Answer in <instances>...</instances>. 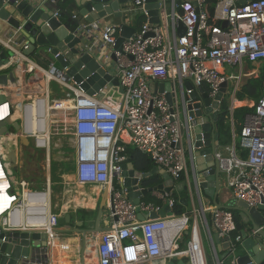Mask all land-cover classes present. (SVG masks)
<instances>
[{
	"label": "built area",
	"instance_id": "obj_1",
	"mask_svg": "<svg viewBox=\"0 0 264 264\" xmlns=\"http://www.w3.org/2000/svg\"><path fill=\"white\" fill-rule=\"evenodd\" d=\"M127 11H141L147 20L123 42L122 51L113 48L119 85L110 83L96 95L68 81L54 64H36L21 50L0 40L25 62L36 64L42 75L36 84L52 74L43 93L24 92L26 86L20 87L22 136L49 159L52 136H67L63 140L75 152V183L108 188L105 214H110L112 220L99 238V264H166L178 259L189 264H209L208 254L213 264H225L228 258L220 256L211 226L225 245L223 250L232 253L243 241L232 210L213 207L210 218L204 208L176 213L175 188L152 192L160 202L144 197L134 204L125 189L120 191L119 184L124 181L122 164L130 156L129 146L147 154L176 182L183 180L188 166L181 127L190 118L180 98L184 100L193 90L185 87L186 81L192 80L195 88L205 87L212 98L228 83L230 113L243 101L237 98V92L246 79L261 77L264 84V0H217L213 15L206 9V0H185L178 7L174 4L170 20L165 15L162 24L149 21L144 0H135ZM55 15L59 17V12ZM178 19L186 27L182 36L177 34ZM225 21L228 25L224 26ZM99 28L97 22L80 23L78 30ZM120 31L121 25H106L100 36L102 43L114 47ZM257 62H261L260 68L246 67ZM155 82L172 83V104L166 98L167 90L155 91ZM53 83L61 87L64 95L54 96ZM14 105L9 104V115ZM251 107L255 111L246 116L238 136L246 156H238L234 145L218 157L236 199L253 207L264 206V89ZM52 119L60 129L51 130L48 120ZM0 146V160L10 182L6 192L11 199L0 213V233L43 230L54 239L60 216L53 210L50 178L42 188L34 187L36 182L27 179L17 180L4 166L1 137ZM167 206L170 211L164 216L139 218V212H160ZM205 231L211 242L210 252L205 246Z\"/></svg>",
	"mask_w": 264,
	"mask_h": 264
},
{
	"label": "water",
	"instance_id": "obj_2",
	"mask_svg": "<svg viewBox=\"0 0 264 264\" xmlns=\"http://www.w3.org/2000/svg\"><path fill=\"white\" fill-rule=\"evenodd\" d=\"M134 1L76 0V5L79 9V16L87 23H94L110 15L117 18L125 17L128 11L127 9L122 10V6ZM239 1L245 2V0ZM181 3L182 0H144V9L151 23L162 24L164 19L159 14L166 15L170 20L169 15L173 11L174 4L178 7ZM0 19L15 29V36L20 41H26L25 46L21 48L24 57L36 64L39 63L31 57L33 54L51 57L49 65L54 64L68 81L88 94H99L110 83L119 85V79L115 76V68L107 65L99 52L90 50L88 41L80 32L82 29L76 34L79 26L74 30L68 28L60 17L55 15V10L50 5L40 4V0H0ZM113 21L114 18H112ZM177 22V34L182 36L186 27L180 19ZM225 25H228L226 21ZM137 29V27L122 24L114 49L122 51L123 42ZM111 58L116 60L114 53ZM20 60L18 54L0 43V106L5 103L15 104L10 115L0 118V137L7 136V142H4L6 149L2 147L1 151L4 166L7 167L18 163L17 142L20 141L25 146L31 145L30 140L22 136L20 87L28 88L42 79L40 72L38 74L27 71L28 63L24 62L22 65ZM171 85V82H155L154 84L155 91H168L166 98L170 104L173 103ZM185 87L193 89L191 93L185 95L184 100L180 98L181 105L186 106L187 116L190 118L181 127V132L186 138L187 153L194 166L191 181L176 182L169 173L157 165H154L149 172H141L135 168L132 156H129L122 164L124 181L119 184L120 191L124 192L125 189L131 201L138 204L142 198L148 197L156 190L164 192L175 188L176 191L188 193L180 198L181 203L188 205L190 192L196 193L204 190L213 198L215 206L230 209L238 217L237 229L243 241L237 244L232 253L227 252L223 257H227L230 264H264V206L251 207L236 198L224 205L218 201L222 176L225 174L221 169V160L218 155L224 152L221 122L226 111L223 109V102L226 99L228 83L223 84L214 98L210 97L205 87L195 88L192 80L186 81ZM13 96L18 97L17 101H12ZM153 175H159L162 181L154 186H143L140 189L142 180ZM208 188L212 192H209ZM107 196L108 188L105 187L96 211L95 222L89 228L82 229L84 234L105 230L101 226V219L108 208ZM168 211L170 208L167 206L160 212L149 214L139 212L138 215L141 220L157 219ZM67 218L69 219L70 215ZM114 219L118 220V217L114 216ZM48 239V234L43 230L2 231L0 233V264H47L46 255L43 252L39 254V250L48 245ZM208 263L213 264L209 254ZM168 264H189V262L185 259H178L177 261L169 260Z\"/></svg>",
	"mask_w": 264,
	"mask_h": 264
},
{
	"label": "crops",
	"instance_id": "obj_3",
	"mask_svg": "<svg viewBox=\"0 0 264 264\" xmlns=\"http://www.w3.org/2000/svg\"><path fill=\"white\" fill-rule=\"evenodd\" d=\"M185 1V0H182ZM40 4H47L52 7V9L56 11L59 10V5L63 4L65 6V10L69 11L73 18L77 15L75 19L79 20L80 23H87L85 20L79 16V9L76 5V0H40ZM132 4L129 3L127 5L122 6V10H125L128 8V6ZM180 11V8L177 10ZM140 11H133L128 12L125 17L123 18H117L113 17L112 15L106 17L105 19L101 20L100 22H97L100 25L99 29H92V30H84L82 29L80 32H82L83 37L88 41V45L90 47L91 51H97L99 52L103 57L104 61L107 63V65L112 66L115 68V60H113L111 57L113 55V46L111 45H104L100 39L101 32L103 31L104 27L106 25L110 24H116V25H122V24H128L133 27H137V16L140 14ZM159 16H162L164 19V14H159ZM112 18H114V21L112 22ZM12 32V33H11ZM15 29H13L11 26H9L4 20L0 19V40L9 42L12 44V46L16 47V49L21 50L23 46H25L26 41H20L15 36ZM79 33V30L76 31V34ZM2 44V43H1ZM4 47H6L4 44H2ZM7 48V47H6ZM20 63L24 65L25 59L21 56ZM39 59V65L43 66L46 61H50L49 58L51 57H43L42 55H38L37 57ZM261 62H257L254 64H247L246 67L248 69H257L261 67ZM23 72V71H22ZM24 73V72H23ZM50 78H48L49 80ZM48 80L46 79V84L48 83ZM38 85V84H37ZM46 87V86H45ZM36 88V85H35ZM38 88H36L37 90ZM33 88L30 92L33 93ZM59 91V90H58ZM58 94V93H57ZM59 95V94H58ZM61 95V94H60ZM228 95V94H227ZM226 95V96H227ZM255 100L252 99H243L240 103L237 104V107L241 106H249L251 107ZM230 113V112H229ZM233 113L229 114L228 123L230 124V132L228 140L227 138L222 135L221 132V140L223 141V151L226 150L227 147H233L235 145V149L238 156H246V152L241 148L239 143V131H237L234 119H233ZM54 129H60V125L55 121V119H52ZM245 122V121H244ZM244 125V124H243ZM65 132V131H64ZM62 132V133H64ZM62 137V136H61ZM67 139L66 137H63ZM62 138V139H63ZM67 145V144H65ZM70 147V145H67ZM182 146L186 152L187 157V172L184 174L183 180L190 182L192 175L194 173V166L191 161V159L188 156L187 153V145H186V138L183 137L182 139ZM71 148V147H70ZM18 151V150H17ZM19 155V151H18ZM76 171V168H75ZM76 177L74 174L73 181L75 186H78L75 183ZM229 176L224 174L222 176L221 180V189L218 196V201L220 204H227V202L231 201L232 199H235V195L232 192V189L228 185ZM93 186V185H92ZM82 187V186H79ZM86 187V186H85ZM101 188V187H100ZM105 189V188H104ZM104 189L99 190L97 195H95L93 198H83L82 201H80L81 198L78 196L79 203H86V205L82 206V208H77L74 210H71L70 212H66V214H60L59 213V225L55 229V237L54 239L52 237H49L48 239V245L46 247H41L39 250V254L42 252L47 257V264H99V256L97 251V245L99 242V238L102 232L108 230L111 226V217L110 214H103L101 219V226L105 230L95 233H87L84 234L82 229L89 228L91 225L94 224L96 214H88L87 219H82V215L78 214L80 210H88V211H97V208L101 202V198L104 192ZM209 192H212L210 188H208ZM184 193H181L179 195V198H182L183 196L187 195L188 193L186 191H183ZM109 204V194L107 196V205ZM188 209L195 210L204 208L206 210V213L208 217L210 218V210L213 207H217L214 205L213 198L204 192V190L197 191L196 193L194 191L190 192V199L188 201L187 205ZM70 215V218L68 219L67 216ZM82 222V223H81ZM212 231V237L215 243V246L217 250L220 253V256L224 258L223 256L227 253L225 250V245L223 242L221 243V240L217 236V232L211 226ZM206 236V231H205ZM205 246L207 252L212 251L211 242L210 240L205 239ZM44 261V260H43ZM169 260L166 264H168ZM151 264H164V262H152ZM225 264H230L229 262Z\"/></svg>",
	"mask_w": 264,
	"mask_h": 264
},
{
	"label": "rangeland",
	"instance_id": "obj_4",
	"mask_svg": "<svg viewBox=\"0 0 264 264\" xmlns=\"http://www.w3.org/2000/svg\"><path fill=\"white\" fill-rule=\"evenodd\" d=\"M39 86H42L41 83L36 84V88ZM32 88L36 89L35 85L29 86L28 90ZM231 90L232 86L230 85L229 92ZM43 91L44 88L39 89V93H43ZM54 92L56 91L54 90ZM178 94L180 96L179 88ZM56 95L57 93L54 96ZM51 126H53V121H51ZM52 130L55 131L57 129L52 128ZM62 138L59 134L52 136L50 159L46 153L36 150L32 143L30 146H25L20 141L17 142V150L20 152L18 163L9 168L17 180L23 178L33 182H40L50 178L53 210L60 214H66V212L86 205V203H79L78 196L81 198L80 201L84 197L87 199L93 198L101 188L95 185L86 187L75 186L73 181L76 168L75 152L73 148L65 145ZM6 139V135H3L1 142L4 144Z\"/></svg>",
	"mask_w": 264,
	"mask_h": 264
},
{
	"label": "trees",
	"instance_id": "obj_5",
	"mask_svg": "<svg viewBox=\"0 0 264 264\" xmlns=\"http://www.w3.org/2000/svg\"><path fill=\"white\" fill-rule=\"evenodd\" d=\"M216 2H217V0H206V9L210 13V15H213V13H214V8H215ZM58 12H59L60 19L68 28H70L71 30H74L79 26V24H80L79 20L73 18L72 14L69 11L65 10V6L63 4L59 5ZM137 20H138L137 28H139L147 20V17L143 12H141L137 16ZM31 57L36 62L39 63V59L37 58L38 56L36 54H33ZM49 63H50V61H46V63H44L43 66H48ZM52 85H53L54 90L56 91L55 94L58 93L59 95L57 94V96H61L62 95L61 87L57 83H53ZM263 89H264V84H263L261 77L260 78H255V77L248 78L245 80V82L240 87V90L237 92V98L240 100L248 98V99L258 101V99L262 95ZM223 109H224V111L225 110L226 111L223 114L224 117H223L222 122H221V131H222V135L227 138L226 140H228L229 132H230V124L228 123V118H229V114H230L229 113L228 96H226V99L223 102ZM254 111H255V108L249 107V106H241V107H238L234 110L233 119H234V123H235L237 131H239V132L241 131L246 116L250 113H253ZM128 153L130 156H132L134 166L137 170H139L141 172H149L154 167V163L150 159V157L147 154L141 152L139 149L133 148L132 146H129L128 147ZM161 181H162V178L159 175H153L149 178L143 179L142 185L145 187L154 186V185L160 183ZM43 182H45V181H40V182L36 181L34 187L42 188ZM181 193H184V192L183 191L182 192H179V191L174 192V196L176 198V203H175L173 210L176 213H183V212L189 213V212H191V210L188 209L187 205H184L183 203L180 202L179 195ZM147 199L155 201V202H160L151 194L147 197ZM78 214H81L82 219L86 220L88 214H96V212L95 211H88V210L84 209V210H80ZM234 215H235L236 220H238V217L236 216L235 213H234Z\"/></svg>",
	"mask_w": 264,
	"mask_h": 264
},
{
	"label": "bare ground",
	"instance_id": "obj_6",
	"mask_svg": "<svg viewBox=\"0 0 264 264\" xmlns=\"http://www.w3.org/2000/svg\"><path fill=\"white\" fill-rule=\"evenodd\" d=\"M27 63H28V67H27L28 70L27 71H29V72H36V73L39 74L40 70L36 66V64H34V63L30 62V61H28ZM48 78H50V79L52 78V74L51 73L48 74ZM44 81L46 82V80L43 79V82L41 83L42 86H39L37 90H39V89L41 90L43 88L45 89V86L47 84ZM25 90L28 91V88L26 87L24 90L22 89V91H24V92H25ZM34 90H36V89H34ZM17 98L18 97L13 96L12 97V101H17ZM9 112H10V106H9V104L5 103L2 106H0V118L5 117L6 115L9 114ZM48 124H49V126H50V128L52 130L51 120H48ZM11 137L12 136H10V138ZM1 138H2V136H1ZM5 142H7V139H6ZM2 147H4V144L3 143H2ZM4 149H6V148L4 147ZM9 183H10L9 182V179L6 177L5 170H4L3 165H2V162L0 160V213L7 207V205L10 203V200H11L9 198V195L6 192L7 188L9 187Z\"/></svg>",
	"mask_w": 264,
	"mask_h": 264
}]
</instances>
